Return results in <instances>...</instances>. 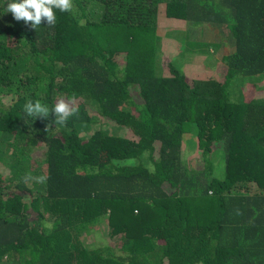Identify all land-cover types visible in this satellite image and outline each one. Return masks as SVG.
<instances>
[{"label":"trees","instance_id":"trees-1","mask_svg":"<svg viewBox=\"0 0 264 264\" xmlns=\"http://www.w3.org/2000/svg\"><path fill=\"white\" fill-rule=\"evenodd\" d=\"M8 2L0 264H264V0H72L36 28ZM61 97L64 125L25 112Z\"/></svg>","mask_w":264,"mask_h":264},{"label":"clouds","instance_id":"clouds-1","mask_svg":"<svg viewBox=\"0 0 264 264\" xmlns=\"http://www.w3.org/2000/svg\"><path fill=\"white\" fill-rule=\"evenodd\" d=\"M72 7V0H9L6 12L12 13L15 20H23L26 24L30 22L32 27L36 28L41 24L42 19H46L48 26H54L56 20L54 9L68 12L72 10ZM24 109L30 117L47 119L50 113L54 115L55 119L46 126L45 131L51 128L52 123L64 125L70 117L79 115L73 100L66 101L62 97L55 102L51 111L40 101H29ZM36 179L42 182L45 178L37 177Z\"/></svg>","mask_w":264,"mask_h":264},{"label":"rangeland","instance_id":"rangeland-1","mask_svg":"<svg viewBox=\"0 0 264 264\" xmlns=\"http://www.w3.org/2000/svg\"><path fill=\"white\" fill-rule=\"evenodd\" d=\"M161 23V25L160 26H165L167 23H169V22H160ZM161 27V28H162ZM179 31H182V30H179ZM175 35V34H174ZM174 35H170L172 38H173V36ZM177 47H176V45L173 43V39L171 40V39H169L168 41H164L163 42V45H162V47H161V50L164 52V54L167 56V57H169V58H171V54L173 55H176V52H177V49H176ZM216 56L215 55H212L211 57H208V56H203V55H193V56H191L189 59H187V60H185L184 61V59H182V60H180V62H179V64H178V66L182 69V70H184L186 73H187V75H189V76H195V77H199L200 78V76H202V75H205V74H203L204 72H205V70H204V68H203V66L204 65H206L207 64V62L209 63V64H213L214 63V58H215ZM178 59V58H177ZM262 83H264V82H262ZM262 84H260V86H261ZM254 88H252V90H253ZM260 89H257L256 88V91H259ZM99 125H101V123H99ZM95 128H98V127H95ZM122 133V132H121ZM37 152V155L36 156H40V154H41V152H39V148H35L34 149V152ZM184 152H185V154L184 155H186V160L188 161V163L190 164V166L194 169V168H196L194 165H195V160H196V158H197V154H196V152H194V148H192V144H191V148L190 147H188V145H187V147L186 148H184ZM7 174V173H6ZM29 181H31L32 183H34V182H36V181H33V180H29ZM27 182V181H26ZM6 183V182H5ZM31 185L29 184V187H30ZM6 193V195L5 196H7L9 193H8V191H6L5 192ZM86 241H87V243H91L92 241H93V239L92 238H88V239H86Z\"/></svg>","mask_w":264,"mask_h":264}]
</instances>
